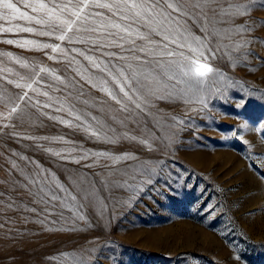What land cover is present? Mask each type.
<instances>
[{"label":"rangeland","instance_id":"1","mask_svg":"<svg viewBox=\"0 0 264 264\" xmlns=\"http://www.w3.org/2000/svg\"><path fill=\"white\" fill-rule=\"evenodd\" d=\"M11 2L50 19L27 6L37 0ZM43 2L55 9L54 21L69 18L78 0ZM230 6L245 14H220ZM7 11L0 8V28L36 31H0V264H264V0H218L206 9L208 46L216 54L205 50L207 60L199 59L213 72L196 82L177 71L183 83L165 80L167 88L131 115L101 91H115V85L85 57L106 63L111 57L103 52L134 53L98 51L73 33L71 41H59L58 22L5 20ZM186 26L195 36L205 35L201 20L186 19ZM7 40L59 44L64 52ZM171 47L196 59L188 48ZM41 67L49 71L37 77ZM24 92L28 96L21 99ZM94 153L135 159L113 164ZM37 173L41 183L33 184ZM44 177L59 195L58 185L76 195L84 220L60 201L40 199ZM82 179L97 190L99 204L81 199Z\"/></svg>","mask_w":264,"mask_h":264},{"label":"snow or ice","instance_id":"2","mask_svg":"<svg viewBox=\"0 0 264 264\" xmlns=\"http://www.w3.org/2000/svg\"><path fill=\"white\" fill-rule=\"evenodd\" d=\"M217 2L218 0H78L77 4L74 5L77 10L71 11L69 18L61 19L58 15L54 21H51V17L55 9L49 8L43 0H37L35 6L32 4L27 6L31 7L34 12L44 11L50 19H40L29 15L27 12H22L11 0H0V8L8 10L2 14L5 20L15 19L18 16L22 20L35 21L36 24L58 22L60 34L56 36V39L59 41L66 39L71 41L73 37H69L68 33H73L77 42L90 43L97 46L96 50L98 51L115 47L121 52L134 53V55L128 57L118 55L116 52H103V55L111 57L106 63L103 61L97 62L93 57H85L90 61L92 67L106 72L115 85V91L108 87H102L101 91H104L112 101L120 105L122 112L131 115L143 112L148 105V98L155 95L161 88H167V84L164 83L165 80H176L177 83H183L182 79L177 78V71L181 77H190L196 82H201L208 73L213 72V69L208 64L201 63L199 58L204 57V60H207V56L204 54L205 50L215 58L216 53L208 46L210 40L207 35L209 18L206 9L211 8ZM63 8H68V5L65 4ZM85 9H103L106 10L107 14L104 11L85 12ZM220 14L244 15L245 12L241 10V7L230 6L229 9L221 8ZM186 19H192L194 22L197 20L203 21L204 27L201 28V31L205 33L203 38L195 36L189 31L186 26ZM14 30L28 33L36 31L33 27H21L19 25H16L15 28H0V31L3 32ZM212 34L218 35V32L213 29ZM39 35L51 36L53 31H41ZM153 36L160 37V40L152 39ZM137 40L142 41V43L137 44ZM6 42L8 44L19 43L14 40H7ZM28 45L39 49L51 48L53 52L58 50L64 52L59 44H40L34 40H24L23 43H19L22 48ZM172 45H175L178 49L188 48L195 54L196 59L184 55L183 52L173 50ZM72 51L75 52L78 49H72ZM137 52L144 53L147 57L160 56L170 59L152 61L135 55ZM8 55L11 56L10 53ZM80 55H84V53L80 52ZM173 57H179V59H171ZM119 61H124V63L120 64ZM132 61H135V65ZM17 63H20V61L17 60ZM152 63H155V68L145 67ZM101 64H103V67H101ZM22 67L27 68L29 66L24 63ZM157 69H159V72H157ZM48 71L47 68L41 67L36 72V76L38 77L41 72L46 73ZM161 76L164 80L160 78ZM35 82L34 79L33 83ZM8 83H15V81H8ZM101 83L106 85L107 81H101ZM15 87L32 88V84L15 83ZM33 91H36V89H33ZM43 95L47 96L48 93L45 92ZM27 96L28 93L24 92L21 99ZM36 103L39 104V101ZM47 106L45 105V107ZM18 107L19 105L12 107L9 115L17 112ZM79 119L81 117L77 116V120ZM92 119L95 120L96 118L92 117ZM89 127L91 126L89 125ZM91 134L100 138L98 132L93 131ZM124 135L129 138L126 133ZM104 138L109 142H116L106 134ZM130 138L136 139L135 137ZM140 142L147 143L144 140ZM56 155H60V153H56ZM93 155L110 159L113 164H117L121 160L135 159L129 153L120 156H114L110 153H94ZM82 158H86V156ZM40 175V173H37V178L32 180L33 184L41 183ZM79 183L83 185L81 199L85 201L91 199L99 204L97 190L92 187L90 182L87 179H82ZM57 188L60 193L64 194L63 196L59 195L50 186L47 177H44L37 195L44 203L60 201L61 208L70 211L75 219L84 220L85 216L80 210L83 204L77 200L76 195L65 189L63 185H58ZM64 255L67 256L68 254Z\"/></svg>","mask_w":264,"mask_h":264}]
</instances>
